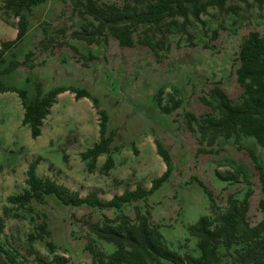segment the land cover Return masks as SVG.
Returning a JSON list of instances; mask_svg holds the SVG:
<instances>
[{
    "label": "rangeland",
    "instance_id": "374dc122",
    "mask_svg": "<svg viewBox=\"0 0 264 264\" xmlns=\"http://www.w3.org/2000/svg\"><path fill=\"white\" fill-rule=\"evenodd\" d=\"M97 1L124 4V0ZM3 5L0 0V44L17 36L18 19L5 13ZM227 7L237 9L228 12L211 7L201 22L191 18L185 26L182 18L168 20L163 27V49L156 45L161 36L153 37L142 27L135 40L151 41L157 54L140 43L123 48L111 35L100 45L75 38L74 32L85 21L74 11L73 0H49L26 13L28 33L0 66L24 61L33 52L32 69L22 66L1 79L6 91L0 94V215L6 227L0 240L6 249L19 253L25 264H36L37 256L50 264L56 257L68 264H93L87 249L90 243L107 254L116 247L98 240L87 223L121 214L134 219L135 207L140 206L152 214L170 249L200 257L198 240L190 236L188 227L202 216H214L203 186L212 193L218 211L225 210L230 195L244 200L251 192L248 221L254 226L264 219L259 208L263 198L260 172L250 153L264 170V149L251 137H242L240 143L218 138L210 146L201 143L200 134L189 125L188 115L195 117L192 126L196 130L201 118L212 113L204 100H211L213 88L222 89L234 101L239 99L243 89L236 72L241 44L251 32L264 35V5L230 0ZM38 85L44 95L56 88L84 89L98 100V107L91 99H76L71 90L62 93L44 122L42 135L33 139L30 128L23 125L25 111L18 91H25L26 103L32 104L38 98ZM177 102L179 107L170 114L162 110ZM100 111L108 115L107 137L113 141L111 153L102 155L90 172V161H83L81 154L100 141ZM157 141L170 155L173 171L145 201L122 210L67 207L54 195L25 207L8 201L28 189L27 171L38 160L39 177H50L83 197L96 192L108 201L137 187L149 190L167 169L157 154ZM109 156L114 167L106 172ZM41 224L49 232L42 237ZM32 234L38 237L30 242ZM223 262L233 264V259L227 255Z\"/></svg>",
    "mask_w": 264,
    "mask_h": 264
},
{
    "label": "trees",
    "instance_id": "16d2710c",
    "mask_svg": "<svg viewBox=\"0 0 264 264\" xmlns=\"http://www.w3.org/2000/svg\"><path fill=\"white\" fill-rule=\"evenodd\" d=\"M49 0H4L2 9L5 13L18 19L16 24L17 36L14 40L4 41L0 44V66L6 63V56L24 41L29 20L26 13ZM230 0H124L123 6L99 3L97 0H73L74 11L85 21L81 30L75 31L73 36L85 41L88 45H100L108 35L118 40L123 48H135L138 43L150 47L156 54L157 48L149 40L136 41L134 35L142 27L152 33L153 37L160 35L156 45L159 49L165 47L164 25L168 20L184 19L183 26L191 23V18L201 22V16L211 7L220 11H235L237 8L227 7ZM247 3L248 0H240ZM262 7L264 0H255ZM47 32V31H46ZM54 39H51L53 41ZM33 52L26 55L24 61L11 60L8 65L0 69V94L6 89L2 86V77L15 72L22 66L32 69L30 63ZM239 68L237 81L243 93L237 101L232 100L222 89L213 88L210 92L211 100H204L212 107V113L204 116L198 122L197 129L192 126L193 115H188L190 128L200 134V142L214 145L218 138L227 140L235 139L240 143L242 137H251L264 149V35L251 32L243 41L239 53ZM76 99H91L96 107L98 100L92 98L86 90L56 88L43 94L41 85H38V98L32 104H27L26 92L18 91L23 100L24 119L23 125L28 126L33 139L42 135L44 122L51 114L57 98L62 93L70 91ZM159 105L162 106L161 102ZM179 107H162L165 113L170 114ZM108 115L100 111V141L81 154L83 161H90L89 171L92 172L97 160L102 155L111 153L113 137H107ZM157 154L167 166L164 174L152 181L151 189L137 187L127 190L121 195H115L108 201L101 199L98 193L91 192L85 197L69 187L59 184L50 177L42 178L37 175L36 163H32L27 171L28 189L22 194L11 196L8 201L13 205L25 207L32 201L43 202L45 197L54 195L67 207L80 208L83 206L106 210H122L126 205L145 201L154 192L160 190L171 177L173 166L170 155L157 141ZM252 158L257 162L260 172L259 179L263 198L259 208L264 213V170L256 155L250 150ZM114 167V159L109 156L105 164V171L109 172ZM213 203V217L202 216L188 227L191 237L198 240L197 246L200 257L191 254L181 255L170 249L159 226L152 221V214L144 212L140 206L135 207V218L121 214L115 219L107 216L97 222H88V229L98 240L113 244L116 250L107 254L98 251L93 243L87 246L92 255L93 264H223L225 256L233 259V264H264V219L252 226L248 221L251 192L244 200H239L235 195L227 199L224 211H218L214 204L212 193L203 186ZM6 227L4 218L0 215V235ZM40 237L49 234L45 224L38 226ZM38 236L30 235L29 241L33 242ZM48 247L53 251L54 245L49 242ZM32 254L35 248L30 246ZM222 251L225 252L222 255ZM0 261L5 264H25L20 260V254L5 248L0 240ZM36 264H50L44 258L37 256ZM53 264H68L63 257H56Z\"/></svg>",
    "mask_w": 264,
    "mask_h": 264
}]
</instances>
